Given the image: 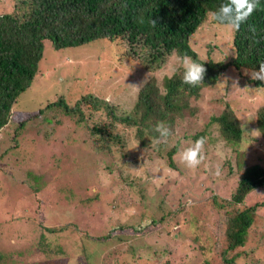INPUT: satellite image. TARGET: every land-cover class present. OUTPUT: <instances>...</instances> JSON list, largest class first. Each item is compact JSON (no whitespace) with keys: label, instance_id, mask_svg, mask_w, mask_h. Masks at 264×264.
I'll list each match as a JSON object with an SVG mask.
<instances>
[{"label":"rangeland","instance_id":"1","mask_svg":"<svg viewBox=\"0 0 264 264\" xmlns=\"http://www.w3.org/2000/svg\"><path fill=\"white\" fill-rule=\"evenodd\" d=\"M15 4L17 0H0V10H12ZM232 31L224 25L210 24L191 37L190 45L203 60L208 61L210 56L227 60L232 54ZM95 41L83 49L76 46L54 50L46 44L39 66L45 73L40 68L42 73L35 76L13 105L14 112L36 110L54 93L65 88L70 92L72 84H83V73L92 72L97 64L93 72L96 84L93 81L85 89L106 98L110 104L120 105L121 112L129 109L137 94L130 85L141 86L150 74L159 79L172 74L174 56L151 71L146 69L145 58L135 56L140 52L134 49L133 55L122 40L102 44ZM251 71L234 67L223 71L214 87L203 91L204 101L199 102L198 116L179 126L180 134L191 137L205 132L207 158L195 171L187 169L179 155L191 145V137L181 139V150L175 155L173 168L167 165L162 153L139 148L134 135L137 129L122 127L117 133L125 144L114 146L109 167L106 162L100 166L93 162L94 147H80L86 160L85 168L82 167L89 168L81 173L74 163L76 158L63 156L69 154L68 143L76 144L75 135L78 137L80 130L84 131L76 123L68 127L40 119L27 125L18 136L14 124L2 128L0 254L5 257L0 264H10L12 254H19L22 259L14 257L17 260L14 264L23 260L25 264L31 263L36 255L44 260H57L58 264H215L206 260L203 248L207 246L205 236L211 231L213 211L200 218L199 206L207 204L220 186L229 187L227 161L240 165L238 175L254 164L264 168V139L256 125L258 109L264 105V81L257 80L256 85ZM75 95L74 100L78 98ZM219 99L228 101L241 119L242 139L236 144L224 143L214 126L207 127L211 115L222 109ZM120 111L114 113L119 115ZM97 113L100 115V111ZM89 123L93 124V120ZM53 128L54 133L46 139L43 131ZM70 130L75 131L74 136L66 138ZM81 176H90L91 180L86 182ZM234 185L232 182L227 193ZM34 190L39 197H45L44 220L39 212H33L32 206L38 202ZM261 201L264 202V189L250 193L241 206ZM162 213L167 214L166 220L142 237L130 234L128 228H120L146 225L153 215L158 218ZM197 217L204 220L197 221L199 227L192 224ZM45 226L56 231L45 230ZM250 230L257 238V246L249 248V255L244 253L240 259L245 257V264H264L263 205L256 209Z\"/></svg>","mask_w":264,"mask_h":264},{"label":"trees","instance_id":"2","mask_svg":"<svg viewBox=\"0 0 264 264\" xmlns=\"http://www.w3.org/2000/svg\"><path fill=\"white\" fill-rule=\"evenodd\" d=\"M17 1L14 9L0 10V131L5 126L14 124V133L18 136L27 125L40 119L50 124L68 127L76 123L79 129L84 130L83 132L80 130L78 137L75 135L79 147L68 143L69 154L63 156L76 158L74 163L81 169V173L89 168L84 169L86 160L82 156H85V153L80 147H94L95 151H91L94 153L93 162L99 166L106 162L109 167V161L114 157V146L118 143L120 146L125 144L117 133V129L122 127L137 129L134 135L139 148L162 153L167 165L175 168L174 158L181 150V139L191 137L185 133L180 134L179 126L188 119L198 116L199 102L204 101L203 91L213 88L220 74L229 67L258 70V64L264 62V0H260L259 8L247 23L241 25L238 32L232 31L230 40L232 54L227 60H216L210 56L208 61L196 54L190 40L202 27L210 24L215 27L223 26L213 22L208 13L217 10L226 0ZM152 20L156 21L155 27ZM250 27L255 31H251ZM95 40H99L98 44L122 40L130 53L133 54L134 49L140 52L135 56L145 58L146 69L151 71L159 68L173 56L174 50L180 55L191 56L197 62L204 63L206 74L203 84L198 87L183 84V69L175 75H164L160 79L150 74L147 81L139 87L129 109L121 112L120 105L110 104L106 98H100L99 95L85 89L87 84L95 80L96 74L93 72L97 70V64L96 68H92V72L83 73L85 78L83 84H72L70 92L66 88V92L62 89L36 110L14 112L13 105L19 96L31 86L38 73L45 71L39 66L46 44L49 43L54 50L76 46H82L83 49L85 46L94 45ZM40 68H43L42 72ZM90 69L89 66L88 71ZM103 72L106 70L103 69ZM79 77L81 80L80 73ZM94 83L96 84V81ZM255 83L259 84L257 80ZM63 86L65 87L64 84ZM100 88L99 84L98 90ZM75 94L78 98L74 100ZM217 102L222 104V109L219 113L211 115L207 127L214 126L224 143L236 144L242 139L241 119L228 101L222 102L219 99ZM114 110H119L120 114L114 113ZM95 114H98V118L93 119ZM90 120H93V124L89 123ZM159 121H164L172 129L173 134L167 144L155 143L158 134L153 129ZM256 125L264 139V105L258 109ZM54 129L43 131L46 139ZM74 132L70 130L66 138L71 134L74 136ZM204 136L205 132H199L191 138L195 141ZM227 164L229 166L226 179L229 187L232 182L235 184L231 192L227 193L229 187L220 186L218 193L222 192L223 196L215 191L207 204L199 206L200 218H204L206 212L210 210L214 215L210 223L211 231H206L207 246L203 248L208 262L243 264L245 257L240 259V255L245 253L248 256L249 248L257 243V238L251 234L250 226L256 209L260 205L264 206V202L245 207L241 204L250 193L264 189V168L254 164L238 175L240 165H234L229 161ZM81 177L86 182L88 179L91 180L90 176ZM39 196L35 194L38 202L32 206L33 212H39L44 220L46 201L44 195ZM159 209L161 210L160 205ZM166 218L167 214L162 213L158 218L153 215L146 225L130 224L122 225L120 228L123 230L128 228L132 231L130 234L142 237L163 223ZM197 221L204 220L195 218L192 224L199 227ZM45 230L56 231L47 226ZM218 253L221 254L219 262ZM10 255H8L12 256L10 264L17 261L14 257L22 260L19 254ZM3 257L5 256L0 254V260ZM21 264H25L24 260ZM26 264H58V261L44 260L41 255H36L34 261Z\"/></svg>","mask_w":264,"mask_h":264},{"label":"clouds","instance_id":"3","mask_svg":"<svg viewBox=\"0 0 264 264\" xmlns=\"http://www.w3.org/2000/svg\"><path fill=\"white\" fill-rule=\"evenodd\" d=\"M259 6L260 0H226L217 10L209 12L208 15L213 22L226 25L233 31L238 32L241 25L247 23L248 19ZM152 25L155 27L156 21L152 20ZM250 30L255 31V29L251 27ZM172 55L175 58V64L170 68L173 75L180 69H183V84L191 87H198L203 84L206 74L204 63H199L186 54L180 55L175 50ZM250 76L253 80L264 81V62H260L258 64V70H252ZM139 86L130 85L131 88L137 91L139 90ZM153 130L158 134L155 138L156 144H167L169 138L173 134L172 129L164 121L157 122ZM206 143L207 138L200 137L179 154L181 162L187 169L195 171L204 164L207 158L205 150Z\"/></svg>","mask_w":264,"mask_h":264}]
</instances>
